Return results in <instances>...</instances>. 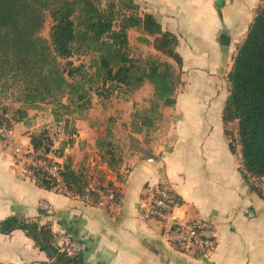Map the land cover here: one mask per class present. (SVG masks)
Segmentation results:
<instances>
[{"label": "crops", "instance_id": "crops-1", "mask_svg": "<svg viewBox=\"0 0 264 264\" xmlns=\"http://www.w3.org/2000/svg\"><path fill=\"white\" fill-rule=\"evenodd\" d=\"M133 1L142 16L153 15L178 40L181 67L157 52L142 28L128 32L133 57L146 52L176 68L183 86L175 105L163 107L160 124L142 133L134 131L128 110L94 105L76 120L64 157L54 145L55 162L70 157L91 184H113L116 200L104 207L39 187L29 171L38 126L28 120L15 124L16 141L0 140V222L11 216L38 219L46 204L50 215L40 222L51 225L59 247L64 236L78 242L82 264H264V198L241 172L240 147L232 152L223 120L234 58L264 0H224L222 7L218 0ZM110 119L116 122L110 125ZM109 128L122 155L119 173L108 168L98 148ZM158 183L168 184L180 200L181 220L213 224L218 234L213 251L181 252L165 241L158 222L146 219L143 190ZM0 264L52 260L23 230L0 231Z\"/></svg>", "mask_w": 264, "mask_h": 264}, {"label": "trees", "instance_id": "trees-1", "mask_svg": "<svg viewBox=\"0 0 264 264\" xmlns=\"http://www.w3.org/2000/svg\"><path fill=\"white\" fill-rule=\"evenodd\" d=\"M47 14L52 20L50 40L41 36ZM136 27L154 38L157 52L181 67L176 36L164 32L153 15L142 16L133 0H0V97L11 93L16 102L32 108L58 103L69 111L67 115L80 116L92 109L93 94L110 100L118 91L133 93L149 82L154 86L150 111L158 114L159 109L175 105L178 74L172 64L156 57L143 61L131 55L128 32ZM87 57L89 63L84 60ZM229 83L223 120L231 150L236 153L240 147L241 172L264 177V1L238 48ZM65 97L67 104H63ZM147 113L134 117L142 125H133L136 133L153 126ZM26 118L27 110L18 108L9 116L0 105V126L13 129ZM65 122L68 125L70 120ZM75 134L74 127L56 155L65 156ZM31 145L34 160L54 162L50 157L55 153L54 142L48 130L32 134ZM98 148L108 168L119 173L122 155L111 128L98 140ZM59 166L58 179L35 165L29 171L41 188L97 199L88 191L91 182L84 169H74L70 157ZM118 180H123L119 174ZM97 187L114 190L113 184ZM49 215L40 209L38 219L11 216L0 222V231L9 235L23 230L49 254L52 264H82L79 254L70 255L56 245L51 225L40 222Z\"/></svg>", "mask_w": 264, "mask_h": 264}, {"label": "built area", "instance_id": "built-area-1", "mask_svg": "<svg viewBox=\"0 0 264 264\" xmlns=\"http://www.w3.org/2000/svg\"><path fill=\"white\" fill-rule=\"evenodd\" d=\"M0 140L14 143L16 141L14 130L6 126H0ZM16 152L20 153V148H17ZM34 165L47 171L53 178H59L60 163L54 161L50 164L43 160H34ZM242 173L252 188L264 198V177H254L245 171ZM88 191L94 193L97 199L90 194L84 196L73 195L67 190H64L63 193L68 196H78L86 202L100 207L116 200L115 194L106 188H99L91 184ZM143 193L144 216L146 219L156 221L162 226V235L168 244L187 254L204 255L214 250L218 234L213 224L205 219L181 220L176 213V210L181 206V202L168 184H148ZM40 208L47 212L50 209L44 203H41ZM63 241V250H67L70 255L79 254L80 245L78 242L69 236H64Z\"/></svg>", "mask_w": 264, "mask_h": 264}, {"label": "rangeland", "instance_id": "rangeland-1", "mask_svg": "<svg viewBox=\"0 0 264 264\" xmlns=\"http://www.w3.org/2000/svg\"><path fill=\"white\" fill-rule=\"evenodd\" d=\"M51 26H52V20L50 18V15L47 14L44 28L41 31V36L48 40H50ZM130 53L131 55L134 53V50L132 51L131 48H130ZM150 57H154V55H150L149 53L146 52L140 53L137 51L135 58L144 61L149 59ZM84 60L85 62L89 63L90 57H87ZM75 63L76 65H78L80 62L75 61ZM178 80L179 83H178L177 91L180 88L182 89L183 86V84L180 82L179 76H178ZM138 94L139 95L141 94L140 97H138ZM153 99H154V86L149 82H147L141 88L134 91L133 93H124V91H118L113 95V97L110 100H103L102 98H99L98 96L93 94V107L94 105H96V106H101L104 109H108L109 107H112L114 109L117 108V110L119 109L128 110V112L131 115L130 122L139 127H142V125L140 126L141 124L140 119L134 117L136 116V114L145 113V111L147 110L148 111L147 116L151 118L153 122V126L149 128L151 130L154 129V127L156 128V126L160 124L163 116L162 113H160L162 108L159 109L158 114L152 113L150 111L152 106L151 102ZM66 102H67V98L65 97L63 99V104H67ZM135 102H136L135 104L136 111L135 110L132 111ZM0 105L3 108V110L4 108L8 110L9 116H12L13 112L18 108L27 110L28 118H26V120L32 121L33 123H35L34 125L38 126L35 133L39 134L44 130H48L51 138L53 139L54 145L57 144L58 146L57 152H59L60 148H62L69 141L70 138L69 133L71 132V130H73L74 128L73 125L76 123V120L85 117V114H82L80 116L76 114L67 115L69 111L62 108L58 103L39 104L36 108L28 107L26 105H23L21 102H16L15 96L11 95V93H6L1 95ZM70 110L73 111L74 108ZM56 113L59 115H57ZM57 116L60 117L58 118ZM68 119L70 120V122L68 125H66L65 120ZM114 121L116 122V120H113L112 123L110 122L109 123L113 124Z\"/></svg>", "mask_w": 264, "mask_h": 264}, {"label": "water", "instance_id": "water-1", "mask_svg": "<svg viewBox=\"0 0 264 264\" xmlns=\"http://www.w3.org/2000/svg\"><path fill=\"white\" fill-rule=\"evenodd\" d=\"M217 4H218L219 7H222L224 5V0H218Z\"/></svg>", "mask_w": 264, "mask_h": 264}]
</instances>
